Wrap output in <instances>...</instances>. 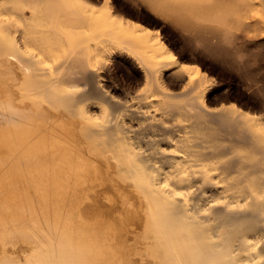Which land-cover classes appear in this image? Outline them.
Returning <instances> with one entry per match:
<instances>
[{
    "label": "bare ground",
    "instance_id": "bare-ground-1",
    "mask_svg": "<svg viewBox=\"0 0 264 264\" xmlns=\"http://www.w3.org/2000/svg\"><path fill=\"white\" fill-rule=\"evenodd\" d=\"M161 1L192 7L173 24L242 67L257 107L110 0H0V264H264V58L239 46L254 26Z\"/></svg>",
    "mask_w": 264,
    "mask_h": 264
},
{
    "label": "rangeland",
    "instance_id": "rangeland-1",
    "mask_svg": "<svg viewBox=\"0 0 264 264\" xmlns=\"http://www.w3.org/2000/svg\"><path fill=\"white\" fill-rule=\"evenodd\" d=\"M91 1L101 4L102 0ZM242 2V0H209L203 7L205 10L240 8L245 13V16L249 17L251 24L254 26L252 35L251 33H244L239 39V43L241 44L239 45L240 58L258 60L264 58V36L259 34L260 29L264 26V8L261 6L260 0H244V4ZM110 4L121 16L138 17L143 23L156 28L160 27L163 39L171 46L173 52L184 61L195 62L201 70L205 71V74L208 75L214 86L222 85L223 90L227 89L226 92H229L230 102L235 101L234 103L243 107L258 106L262 95L255 91V87L249 86L243 76V71H241L242 67L230 62H226V64L222 55L202 50L200 43L188 39V35H186L187 30L185 33V30L182 31V27L179 28V24H173L174 18L177 15L172 13L170 9L175 8L180 10L179 15L183 13L189 16L192 13V7L189 4L183 5V3L178 1L176 6L171 8H169L170 5L161 0H110ZM96 9L100 10L101 7ZM8 16L10 15L5 16V14L0 13V19L7 18ZM115 60L113 62L115 66H112L114 74L122 78L128 69L121 60L119 62L117 58ZM109 61L111 63V60ZM174 87L172 86L171 88Z\"/></svg>",
    "mask_w": 264,
    "mask_h": 264
}]
</instances>
